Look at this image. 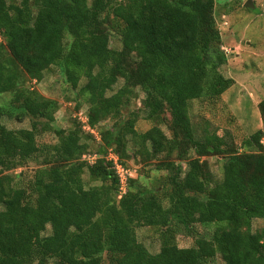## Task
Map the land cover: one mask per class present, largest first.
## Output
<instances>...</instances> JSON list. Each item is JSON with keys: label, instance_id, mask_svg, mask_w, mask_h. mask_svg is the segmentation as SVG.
<instances>
[{"label": "trees", "instance_id": "16d2710c", "mask_svg": "<svg viewBox=\"0 0 264 264\" xmlns=\"http://www.w3.org/2000/svg\"><path fill=\"white\" fill-rule=\"evenodd\" d=\"M111 29L120 35L119 50L110 48ZM220 45L212 0H0V95L11 94L22 109L19 120L32 118L30 129L0 125V264H102L104 253L111 264H205L218 254L223 264H264V227L252 229L255 219L264 221V131L249 138L254 151L238 152L215 132L205 129L198 138L189 117L191 101L219 98L233 85L220 72L226 61ZM55 65L88 103L90 128L119 118L135 88L144 94V120L169 111L172 138L156 126L138 133L139 111L100 133L99 151L112 148L119 160L129 157V140L145 143L146 159L164 156L174 174L161 199L138 187L118 196L103 154L80 160L88 151L81 129L52 126L56 101L25 86ZM120 77L124 84L110 94ZM258 109L264 123V99ZM46 131L57 136L51 147L37 142ZM191 149L195 157L187 158ZM41 153L50 164L24 186L2 175ZM208 156L222 161L219 181L202 159ZM85 171L99 184L85 187ZM196 224L215 225L211 238L176 246L175 236ZM141 227L156 231L159 252L138 240Z\"/></svg>", "mask_w": 264, "mask_h": 264}, {"label": "rangeland", "instance_id": "374dc122", "mask_svg": "<svg viewBox=\"0 0 264 264\" xmlns=\"http://www.w3.org/2000/svg\"><path fill=\"white\" fill-rule=\"evenodd\" d=\"M90 1L88 0V3ZM248 1L252 2L253 9L246 7ZM7 2L19 4L21 0H7ZM212 6L216 28L221 38L220 48L226 56V61L221 66L220 72L224 77L231 78L233 85L219 98L191 101L189 103L190 121L198 138L206 129L221 137L223 136L227 148L238 152L254 151L253 146L247 145L249 138L258 130L264 131L262 114L258 109L259 103L264 99V0H212ZM110 32V48L119 50L121 48L120 35L113 29ZM128 68L129 63H126L123 70L127 71ZM84 82L85 80H81L79 86L83 85ZM122 84H124V79L120 77L110 94L116 92ZM25 87L37 91L44 98L56 101L57 109L54 113L52 126L63 130H70L78 126L77 128H80L84 135L81 142L85 143L88 148L80 160H83L85 154H97L98 156L103 154L106 161L111 163V169L114 171L120 187L114 163L116 160V164L120 165L122 169L121 171L120 167H117L122 174L121 186L123 185L124 188L125 184L124 190H118V196L125 194L129 187H138L148 195L154 194L157 198L162 197V190L168 191L167 178L174 173L166 169L164 165L166 159L163 155L152 159H146L140 155L142 152L140 149L145 146V143L143 145L139 141L129 140L126 146V153L129 157L123 160L116 157L112 148H108L105 152L99 151L103 145L100 136L101 131L110 130L119 125L134 111L140 112L135 123V130L138 133H144L156 126L167 138H172V132L169 129L170 114L168 110H165L155 120L143 119L145 116L142 106L144 94L139 88L134 89V95L129 104L121 108L119 118L101 119L94 129L86 124L88 122V103L78 96L77 90H73L66 83L63 74L56 65L45 71L40 81L31 80L26 83ZM0 106L5 111L4 115L0 117V125L11 130L31 128V117L22 120L17 118L22 109L13 103L11 104L10 93L0 95ZM85 135H88L89 138L86 139ZM37 142L40 145L51 147V144L57 142V136L53 131L39 132ZM261 142L264 147V138ZM44 153L39 154L37 160L29 161L23 167L6 169L2 175L9 177L12 184L24 186L32 178L35 170L43 169L45 165L50 164V161L46 164L47 158L44 157ZM193 157H195L193 150H188L187 158ZM202 159L208 162L214 179L219 181L222 178V161L216 156H208ZM175 162L178 163L179 161L176 160ZM181 165L183 172H185L187 170L186 161H181ZM1 172L0 168V174ZM81 178L85 187L99 184L90 178L87 171L82 174ZM131 179L134 180V183L130 185ZM263 227L264 221L261 219H255L252 223L254 231ZM214 231L215 225L196 224L190 233L187 231L179 232L180 234L175 236L174 241L179 248H189L194 245L197 237L211 238ZM49 233L50 228L47 226L44 234ZM136 233L138 240L145 245L150 253L159 252L161 240L156 231L141 227L136 230ZM33 264L39 263L34 262ZM47 264L56 263L50 261ZM102 264H111V259L106 253L102 255ZM205 264H223V261L218 254L207 260Z\"/></svg>", "mask_w": 264, "mask_h": 264}, {"label": "built area", "instance_id": "2783aa9c", "mask_svg": "<svg viewBox=\"0 0 264 264\" xmlns=\"http://www.w3.org/2000/svg\"><path fill=\"white\" fill-rule=\"evenodd\" d=\"M86 124H87V122H86ZM117 157V156H116ZM92 158V159H91ZM96 158H98V156L96 155V154H93V155H87V154H85L84 156H83V160H86V161H88V162H94L95 161V159ZM114 163H115V169H116V171H117V175H118V177H119V181H120V187H119V190H124L125 189V184H124V188H123V185L121 186V182H122V180H121V176H122V174H121V171H122V169H121V167H120V165H118V164H116V160H114ZM120 167V170L117 168V167Z\"/></svg>", "mask_w": 264, "mask_h": 264}, {"label": "water", "instance_id": "95a60500", "mask_svg": "<svg viewBox=\"0 0 264 264\" xmlns=\"http://www.w3.org/2000/svg\"><path fill=\"white\" fill-rule=\"evenodd\" d=\"M246 7L251 8V9L254 8V6H253V4H252L251 1H248V2L246 3Z\"/></svg>", "mask_w": 264, "mask_h": 264}]
</instances>
